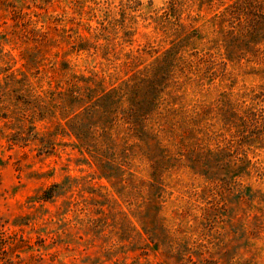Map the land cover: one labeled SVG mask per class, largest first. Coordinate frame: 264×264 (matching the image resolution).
Here are the masks:
<instances>
[{
    "label": "rangeland",
    "instance_id": "374dc122",
    "mask_svg": "<svg viewBox=\"0 0 264 264\" xmlns=\"http://www.w3.org/2000/svg\"><path fill=\"white\" fill-rule=\"evenodd\" d=\"M263 11L0 0V264H264Z\"/></svg>",
    "mask_w": 264,
    "mask_h": 264
},
{
    "label": "trees",
    "instance_id": "16d2710c",
    "mask_svg": "<svg viewBox=\"0 0 264 264\" xmlns=\"http://www.w3.org/2000/svg\"><path fill=\"white\" fill-rule=\"evenodd\" d=\"M241 1V0H240ZM236 5H239V8H244V6H242L239 2L236 4ZM235 7V6H234ZM263 13H264V11H263ZM231 14H234V12H233V10L231 11H229V16L231 15ZM232 17V15L230 16V18ZM263 19H264V17H263ZM246 23V25H247V28H248V30L250 31L249 32V36H251L252 38L250 39L251 41H250V44H252V46H255V45H257V44H259L261 41H263L264 40V31H262L263 33L261 34L259 31H258V28H260L259 27V25H261V20L260 21H258V23H257V26H258V28H256V31L254 30V27H253V24H249V22H245ZM256 26V27H257ZM257 32V33H256ZM86 90L87 91H89V93H88V95H86L87 96V98H89L90 100H94V99H97L98 98V100H100L101 102H104V101H106V100H110V98H109V96L110 95H113L115 92H116V90L115 91H111V90H109V91H105V89H93V88H89V87H87L86 88ZM90 100H88V101H90ZM146 104H147V108H149L148 109V111L146 110V112L145 113H149L150 111L149 110H151V103H149V102H147L146 101ZM130 106H132V104H130ZM130 106H128V109L127 110H125V112L128 114V116H129V114L133 111V109L132 108H130ZM146 109V108H145ZM151 113V112H150ZM149 113V114H150ZM128 116H123L122 118H124V120H126V122L128 123V125H131V126H133L134 124H137L138 123V121L141 123V120L143 119V118H146V120L147 119H149L148 117H146L144 114H142V118H139L138 116H130L129 118H128ZM137 119H139V120H137Z\"/></svg>",
    "mask_w": 264,
    "mask_h": 264
}]
</instances>
